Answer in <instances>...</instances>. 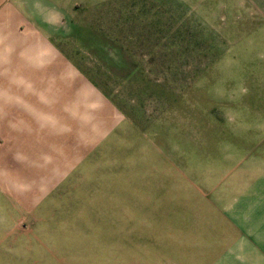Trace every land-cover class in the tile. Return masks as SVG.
<instances>
[{
    "label": "rangeland",
    "instance_id": "374dc122",
    "mask_svg": "<svg viewBox=\"0 0 264 264\" xmlns=\"http://www.w3.org/2000/svg\"><path fill=\"white\" fill-rule=\"evenodd\" d=\"M65 14L62 42L81 50L68 54L124 117L102 170L137 173L122 196L135 207L95 213L83 243L70 233L43 258L29 228L14 226L19 172L0 149V264H139V170L152 158L150 171L174 169L238 208L241 232L264 230V0H74ZM66 66L65 95L83 76ZM74 97L65 103L87 123L101 106Z\"/></svg>",
    "mask_w": 264,
    "mask_h": 264
},
{
    "label": "crops",
    "instance_id": "0c3cea01",
    "mask_svg": "<svg viewBox=\"0 0 264 264\" xmlns=\"http://www.w3.org/2000/svg\"><path fill=\"white\" fill-rule=\"evenodd\" d=\"M71 2L0 0V149L19 172V186L9 191L14 226L29 228L43 258L70 242V233L77 236L73 243H83L78 234L96 225L95 213L135 207L122 196L137 173L102 170L124 117L68 54L81 50L62 42ZM65 63L71 74L83 75L66 95ZM74 96L101 106L87 123L82 108L65 103ZM148 163L149 170H139V264H264V230L241 232L231 215L239 216L238 208L223 210L225 199L193 191L190 179L177 182L173 166L159 173L150 170L160 162Z\"/></svg>",
    "mask_w": 264,
    "mask_h": 264
}]
</instances>
